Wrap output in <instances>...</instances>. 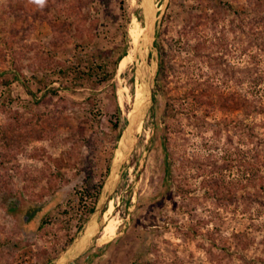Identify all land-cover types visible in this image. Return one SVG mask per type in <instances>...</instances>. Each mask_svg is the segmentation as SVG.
<instances>
[{
    "label": "rangeland",
    "instance_id": "1",
    "mask_svg": "<svg viewBox=\"0 0 264 264\" xmlns=\"http://www.w3.org/2000/svg\"><path fill=\"white\" fill-rule=\"evenodd\" d=\"M263 161L264 0H0V264H264Z\"/></svg>",
    "mask_w": 264,
    "mask_h": 264
},
{
    "label": "water",
    "instance_id": "2",
    "mask_svg": "<svg viewBox=\"0 0 264 264\" xmlns=\"http://www.w3.org/2000/svg\"><path fill=\"white\" fill-rule=\"evenodd\" d=\"M167 0H165L166 2ZM154 33H155V19L149 20L147 23L146 30L142 36V38H146L145 40V46H142L141 43H139V46L137 47V53L140 55V60L145 63L144 58L141 54L142 48L145 49L148 47L152 52L153 55L155 53V48L153 47V39H154ZM141 49V50H140ZM156 58V57H155ZM137 59V56H135V60ZM157 73V59H155V66L149 75V78L145 80V96L143 97V104L141 108H139V112L137 114H134V117L131 120V123L129 125V130L127 134V150L123 153V158L115 162L109 171V175L104 182L101 190V195L99 197L98 203L96 207L94 208L91 217L89 218L87 224L85 225V228L88 226L89 223H93L98 216L102 213V208L107 199H109L110 194L113 192V187L116 185L117 177L119 174V168L123 165L124 161L129 157L130 153L135 147L136 144V132L140 123V119L138 118L141 114H144L149 108L152 107V89L154 86V78ZM84 228V229H85ZM80 237H76L71 245L64 251L63 256L67 258V262H70L77 256V249L79 247ZM57 264V263H55ZM59 264V263H58Z\"/></svg>",
    "mask_w": 264,
    "mask_h": 264
},
{
    "label": "trees",
    "instance_id": "3",
    "mask_svg": "<svg viewBox=\"0 0 264 264\" xmlns=\"http://www.w3.org/2000/svg\"><path fill=\"white\" fill-rule=\"evenodd\" d=\"M120 61V60H119ZM69 69V68H68ZM76 69V68H75ZM75 69H70L72 73H74V77H73V80H76V81H79L80 78H81V75H80V72L79 70L75 71ZM88 69V72H86L87 76H90L92 75V65L89 66V68L87 67ZM67 68L64 70L66 71ZM62 71V70H60ZM68 71V70H67ZM110 73H106V74H102L100 77V81L104 82V81H108L110 80ZM76 83V82H75ZM76 85H80V82H78ZM196 93V94H194ZM188 96H193L195 97V104H191L190 105H194V107L197 105L198 107L200 106H205V105H209L211 103V98H212V89L210 88H201L200 91H194V90H191L188 92L187 94ZM219 107L220 109H223V110H227V109H230V108H233V106L231 107L230 105L226 103H222V104H219ZM235 107V106H234ZM114 128L117 127L116 124L113 125ZM11 147V146H10ZM5 158H7V155H4ZM12 157V156H11ZM11 157L7 158V159H10ZM263 165H264V161H263ZM92 211V210H91Z\"/></svg>",
    "mask_w": 264,
    "mask_h": 264
},
{
    "label": "clouds",
    "instance_id": "4",
    "mask_svg": "<svg viewBox=\"0 0 264 264\" xmlns=\"http://www.w3.org/2000/svg\"><path fill=\"white\" fill-rule=\"evenodd\" d=\"M34 2L40 5L41 7L45 4V0H34Z\"/></svg>",
    "mask_w": 264,
    "mask_h": 264
}]
</instances>
